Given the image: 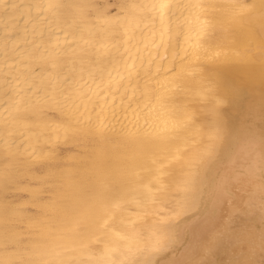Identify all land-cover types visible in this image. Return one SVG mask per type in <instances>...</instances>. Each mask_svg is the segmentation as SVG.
<instances>
[{
	"label": "bare ground",
	"instance_id": "6f19581e",
	"mask_svg": "<svg viewBox=\"0 0 264 264\" xmlns=\"http://www.w3.org/2000/svg\"><path fill=\"white\" fill-rule=\"evenodd\" d=\"M0 264H264V0H0Z\"/></svg>",
	"mask_w": 264,
	"mask_h": 264
},
{
	"label": "rangeland",
	"instance_id": "374dc122",
	"mask_svg": "<svg viewBox=\"0 0 264 264\" xmlns=\"http://www.w3.org/2000/svg\"><path fill=\"white\" fill-rule=\"evenodd\" d=\"M112 2H114V0H111ZM17 194V195H16ZM28 194L26 192H22V191H18L14 193V200H23V199H27Z\"/></svg>",
	"mask_w": 264,
	"mask_h": 264
}]
</instances>
